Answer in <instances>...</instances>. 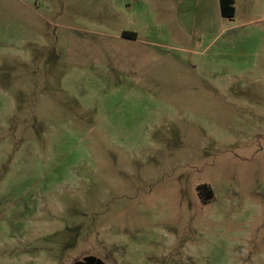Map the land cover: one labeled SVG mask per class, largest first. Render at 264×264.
<instances>
[{
    "label": "rangeland",
    "instance_id": "obj_1",
    "mask_svg": "<svg viewBox=\"0 0 264 264\" xmlns=\"http://www.w3.org/2000/svg\"><path fill=\"white\" fill-rule=\"evenodd\" d=\"M221 1L0 0V264H264V0Z\"/></svg>",
    "mask_w": 264,
    "mask_h": 264
},
{
    "label": "trees",
    "instance_id": "obj_2",
    "mask_svg": "<svg viewBox=\"0 0 264 264\" xmlns=\"http://www.w3.org/2000/svg\"><path fill=\"white\" fill-rule=\"evenodd\" d=\"M230 3L231 0L221 1V12L224 15H227L231 11ZM197 190L203 202H207L213 197L212 189L206 183L198 185ZM78 264H106V263L99 257H96L94 255H86L83 258V261Z\"/></svg>",
    "mask_w": 264,
    "mask_h": 264
}]
</instances>
